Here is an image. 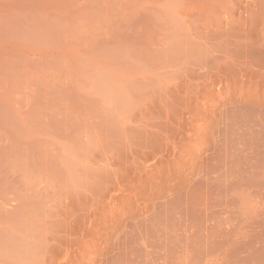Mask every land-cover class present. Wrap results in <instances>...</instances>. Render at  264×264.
<instances>
[{"label":"rangeland","instance_id":"374dc122","mask_svg":"<svg viewBox=\"0 0 264 264\" xmlns=\"http://www.w3.org/2000/svg\"><path fill=\"white\" fill-rule=\"evenodd\" d=\"M0 264H264V0H0Z\"/></svg>","mask_w":264,"mask_h":264}]
</instances>
